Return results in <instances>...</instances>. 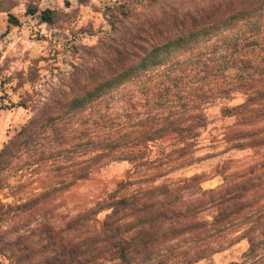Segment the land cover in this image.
<instances>
[{"label": "trees", "instance_id": "obj_1", "mask_svg": "<svg viewBox=\"0 0 264 264\" xmlns=\"http://www.w3.org/2000/svg\"><path fill=\"white\" fill-rule=\"evenodd\" d=\"M156 2L113 8V34L84 46L65 80L19 102L33 115L0 151V189L29 170L42 185L12 193L3 213L26 212L28 224L97 169L124 160L131 167L62 225L42 219L38 241L32 232L0 246L13 264H194L242 230L233 242L247 239L249 248L230 264H264V159L224 170L209 189L200 174L172 176L198 160L210 105L238 94L242 102L222 107L236 118L223 139L230 149L264 146V0ZM63 14L40 12L49 24ZM9 22L20 24L13 14Z\"/></svg>", "mask_w": 264, "mask_h": 264}, {"label": "rangeland", "instance_id": "obj_2", "mask_svg": "<svg viewBox=\"0 0 264 264\" xmlns=\"http://www.w3.org/2000/svg\"><path fill=\"white\" fill-rule=\"evenodd\" d=\"M125 1L127 0H0V151L33 115L31 108H24L19 102L24 99L34 101L36 97L46 93L52 81L65 80L73 70V65L80 61L79 56L84 54V46L96 45L105 35L113 34L110 13ZM206 1L208 0H157L152 7L158 8L162 3L190 6ZM30 7L36 8L38 12L29 13ZM46 8L65 14L60 15L56 23L49 24L40 16V12ZM142 9L146 11V8ZM10 14L18 17L19 25L9 22ZM31 73L40 76L35 81H28ZM242 100V95L238 94L232 100H222L210 105L209 124L201 132L196 151L198 160L172 176L200 174L203 188L209 189L223 182L221 173L224 170L234 171L246 163L264 159V146L230 149V144L223 139L236 118L223 115L222 107L224 104H238ZM263 124L264 119L261 121V125ZM130 167L131 163L124 160L97 169L90 178L80 181L56 200L48 202L44 210L28 224L26 212L3 213L6 212L4 206L0 210V246L6 250L11 249L9 242L12 239L35 233L42 219L62 225L69 216L95 205L106 192L117 187ZM41 176L29 170L21 176L6 179L7 186L0 189V202L15 204L16 199L11 194L19 191L18 196H24L37 190L42 185ZM103 215L104 213L100 217ZM242 231L221 237L217 245L223 246V249L210 259H202L194 264H230L232 261H241L249 248V242L241 238L236 243L233 240ZM34 236V241H38L39 236L36 233ZM34 245L38 246L39 242ZM0 264L13 262L8 255L0 252Z\"/></svg>", "mask_w": 264, "mask_h": 264}]
</instances>
